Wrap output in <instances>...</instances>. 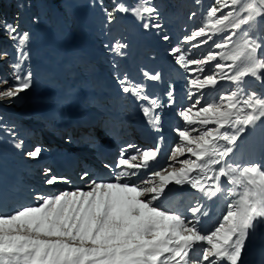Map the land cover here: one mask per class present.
Masks as SVG:
<instances>
[{
	"label": "snow or ice",
	"instance_id": "obj_1",
	"mask_svg": "<svg viewBox=\"0 0 264 264\" xmlns=\"http://www.w3.org/2000/svg\"><path fill=\"white\" fill-rule=\"evenodd\" d=\"M113 11L133 15L144 29L160 27L153 23L159 12L151 0H136L133 6L118 3ZM107 17L109 23L115 18L112 12ZM262 18L264 0H214L203 26L184 39L188 43L206 37L193 45L199 48L214 35L230 32L213 41L222 51H209L202 58H189L179 45L171 51L186 72L195 65L203 75L187 81L188 97L195 99L177 112L185 126L174 129L179 139L167 166L151 170L148 178L132 180L141 170L150 169L161 149L159 144L148 149L129 144L114 163L105 164L108 179L84 172L83 187L36 194L34 204L0 215V264H239L245 241L258 224H264V164L229 159L245 131L264 120V94L244 88L247 77L264 82V38L250 36L252 29L264 24ZM0 31L15 42L17 50L12 82L0 78V85H8L0 90V101H11L31 87L32 74L24 70L29 33L20 32L18 21L8 23L2 18ZM125 47L116 41L110 50L122 55ZM211 61H217L214 70L206 71L202 65ZM143 75L151 81L161 78L159 73L144 71ZM222 80L237 87L202 104L203 90L216 89ZM118 82L124 93L149 102L141 105L143 115L160 131L156 110L173 103V91L166 93V105L127 76L118 77ZM16 147L22 148L23 141ZM127 149L134 153L128 154ZM42 153L37 145L26 154L38 160ZM44 175L48 186L70 183L51 169H45ZM184 185L208 199L218 194L226 198V209L212 228L201 224V217L209 212L200 201L183 211L166 205L178 195L173 186ZM184 212H190L191 218Z\"/></svg>",
	"mask_w": 264,
	"mask_h": 264
},
{
	"label": "rangeland",
	"instance_id": "obj_2",
	"mask_svg": "<svg viewBox=\"0 0 264 264\" xmlns=\"http://www.w3.org/2000/svg\"><path fill=\"white\" fill-rule=\"evenodd\" d=\"M86 1L88 2L87 10L83 5H78V2L71 0L54 1L53 8L57 13L55 15L56 24L53 27L51 26L52 24L49 18L44 16L42 8L39 7L37 10L38 16L35 20V29L30 27V24L27 26L30 29V37L26 48L28 59L24 63V70L30 71L32 74L31 87L11 101H0V215H8L22 206L34 204L36 202V194H49L70 189L63 182L50 187L44 183L46 179L44 175L45 169L49 167L54 174V168H51L52 164L48 163L53 152L49 153L50 151L48 149L72 146L73 153H77V151L78 153L82 152L83 148L81 144L85 143L82 140L87 139L90 134L83 136V132L75 133L71 131L69 125L58 127L55 122L59 121V116L57 118L55 117V120H57L55 122L48 118L49 116L51 118L54 117L55 114L53 111L62 110L65 103L69 102L68 99L72 98L76 91H78L74 82L79 77L81 80L84 79L83 82L85 84H92L93 94H96L97 101H101L102 106L96 107L94 111L107 115L108 110L113 108V111L122 113V118L119 115V121L116 126L111 127L109 121L106 123V131H113L111 139L120 145L122 149H125L129 144H133L134 122L144 115L131 104V93L123 92V95L120 91L115 92L114 90L111 94L103 93L101 90L99 92L97 90L99 86L93 85V83L95 84L97 79L108 81V78L103 72L95 70L93 66H89L88 68L80 67L81 63H84L81 54L82 47H85L88 42L92 44L93 38H96L102 47L101 49L104 53L102 60L108 65L109 73L117 82V90H121L118 77L120 79L124 77L120 68L119 55L112 52L110 46L116 41H119L126 45L122 49L123 54L120 55L121 59L125 53H128L132 58V60L130 59L132 66L136 69L133 72L131 71L128 80L133 84H144V89L148 91V88L155 85L146 83L143 79V73L147 71L150 74H155L156 71L153 70L156 65L147 62V60L168 70V66L175 61L171 51L176 46L179 45L186 50L189 58H202L206 57L209 51L214 53L221 52V49L214 47L213 41L219 42L224 36L231 34L230 32H225L214 35L208 44H201L199 48L193 47L195 43L199 40L206 39V37L197 38V41L188 43L185 42L184 38L203 26L206 11L214 3V0H168V3H170L168 8H172L173 10L172 20H170L172 25H169L167 23L168 20L165 21L161 16L153 21V23L160 25L159 28L153 29L157 31L156 33L161 37V42L164 43L165 50H158L154 39L151 35L145 34L146 29L142 27L141 22L133 15L114 12L113 10L109 11L98 0ZM183 2L186 6L179 4ZM118 3L124 2L121 1ZM22 4L25 8V0H23ZM61 11L65 13L63 15L64 17L60 16ZM177 11L180 12L177 13ZM107 12H112L113 15L116 14L119 18H114L109 23ZM26 14L28 15V13ZM120 17H123L125 21ZM80 18L83 22L82 25L79 21ZM115 21L117 23L113 26ZM31 22L33 23V20ZM41 25L45 26L42 28ZM244 27L248 28L249 26ZM20 31L26 32L25 30ZM2 33L5 35L3 31ZM164 36H168L169 39L167 41L164 40ZM250 36L253 38H264V24H258L255 29H252ZM1 37L3 36H0V53L7 52V55H0V63L6 60L5 66L3 67H7L10 63L13 65L16 62L17 50L15 42L10 38L6 42L7 45L5 44V48L10 47L11 49L9 48L8 51H5V48H2L4 41L1 40ZM236 39L237 37H233V41ZM154 48H157L158 51ZM261 51H264V49ZM159 55H162V58ZM216 62L211 61L209 64L202 65V67L206 71H213ZM66 63H68L66 67L72 68V73L74 74L70 77L73 85H69L65 81L58 79V75L61 76V69L64 68ZM142 63L148 67V70ZM196 68L197 66L190 65L189 70L187 72L185 71L186 74L184 76L173 72V74H168L166 78L162 75L160 76V80H157L158 85H162L165 89V93L162 94V96L164 95L166 97L164 98L163 96V104L167 105L169 103L166 93L170 89L173 91V94L175 90L179 92V89L174 88L176 86H180L182 90L179 99L175 102L174 113L177 121L175 124H172L173 129L174 127L185 126L183 120L177 115V112L181 108L189 106L193 102V99H195V97L193 99H189L188 97L189 88L187 81L195 76L203 75L199 71H195ZM2 69V65L0 64V78L7 79L11 83L12 66L5 71ZM10 72L12 73L9 76ZM6 87L8 85H0V90ZM107 87H109L108 89H112L109 83H107ZM235 87L237 86L233 85L230 81L222 80L216 89L206 88L203 90V93L204 91L206 93H204L201 103L203 104L205 100L211 99L215 95L231 91ZM244 88L247 91L264 94V82L252 77L245 79ZM20 141H23L22 148L16 147V144ZM37 145L43 148L42 158L33 160L26 153ZM80 147L82 151H80ZM76 149L78 150L75 151ZM131 151L134 150L127 149L128 154ZM234 156L237 159L234 160ZM184 158L179 157V159ZM229 159L236 162L243 159L241 163L259 162L264 164V120L258 122L255 128L250 126L245 131L243 136L237 141L236 149ZM79 164L81 163L79 162ZM176 166L178 167V165ZM16 175L23 180L22 185H12V183H15V179L11 176ZM228 187L231 186L229 185ZM184 214L189 218L191 217L187 212H184ZM201 218V222H203L205 217Z\"/></svg>",
	"mask_w": 264,
	"mask_h": 264
},
{
	"label": "trees",
	"instance_id": "obj_3",
	"mask_svg": "<svg viewBox=\"0 0 264 264\" xmlns=\"http://www.w3.org/2000/svg\"><path fill=\"white\" fill-rule=\"evenodd\" d=\"M54 1L56 2L57 0H25L26 4H25V8L22 4L23 0H0V18L2 19H6L8 21V23H13L14 21H18L19 24V30H25L26 32L30 33V29L27 28V26L30 24V27L34 28L36 27L35 25V20L37 19L38 16V8H42V12L44 14V16L46 18H49L50 22H51V26H55L56 24V19H55V9L53 8V3ZM61 1H70V0H61ZM74 2H78V5H83L85 7V9H88V2L86 0H71ZM99 2H102L104 4V8L112 11L116 4L118 2H124L126 5L128 6H133L136 3V0H98ZM151 3L155 6V8L158 10L159 12V16H161L163 19L168 20V24L172 25V22L170 20H172V13L173 10L172 8H168L169 4L168 0H151ZM180 5H183V3H179ZM185 5V4H184ZM186 6V5H185ZM25 9L28 11V15L25 13ZM90 10V8H89ZM180 11H177V13ZM63 15H65V13L63 11H61L60 16L64 17ZM116 19H118L119 17H117V15H113ZM171 18V19H169ZM33 20V23L30 21ZM116 21L115 24L113 26L116 25ZM42 28L45 25H41ZM39 29V28H38ZM52 31V30H51ZM23 32V31H20ZM0 36L1 37L3 44H2V48H5V44L7 45L6 42H8L9 36L8 35H3L2 31L0 32ZM30 37V35H29ZM10 48V47H9ZM8 47H6L4 50L8 51L9 49ZM11 49V48H10ZM6 63L5 61H2L0 64L2 65V70L5 71L7 68H9L10 66H12V64L10 63L7 67H3L5 66L4 64ZM12 72L9 73V76L11 75Z\"/></svg>",
	"mask_w": 264,
	"mask_h": 264
},
{
	"label": "bare ground",
	"instance_id": "obj_4",
	"mask_svg": "<svg viewBox=\"0 0 264 264\" xmlns=\"http://www.w3.org/2000/svg\"><path fill=\"white\" fill-rule=\"evenodd\" d=\"M151 86V85H150ZM156 86V85H155ZM178 92L176 91V94ZM64 109V106L62 107ZM56 111H53V113L55 114ZM60 115H59V121L57 122L58 125H62L64 123H78V118H82L83 116L80 115V114H77V116H73L71 117L70 114L69 116H65L64 114H62L61 112H58ZM56 113V114H58ZM168 111L166 112V115H167ZM62 114V115H61ZM141 115V114H140ZM74 117H78V118H74ZM134 122V121H133ZM243 136V135H242ZM161 140V139H160ZM157 143H159V140H157ZM161 143V142H160ZM104 150L103 152H106V147L108 149H110V147L108 145H104ZM57 150V147L55 148ZM112 150V149H111ZM78 152V151H77ZM56 156V155H55ZM59 156V155H58ZM50 157V156H49ZM60 157V156H59ZM57 157V158H59ZM47 158V157H46ZM59 160V161H58ZM72 161V159H69V158H59L56 160V163L54 164H57L56 166L59 167V166H62L64 168H68V167H71L73 165V163L70 165L69 162ZM146 170H144L145 172ZM64 176H67L66 174L63 175ZM70 180V179H69ZM68 184V187L70 188H81L84 186V182L81 183L80 185H75L74 183L72 184L71 182L70 183H67ZM188 185H184V188H186ZM50 187V186H49ZM63 187V186H62ZM212 226H214L213 223H211ZM263 239L259 238L256 234H251V236H249V238L247 239V245L250 247L249 249L251 250V256L255 259H259L260 258V255L263 254L264 255V243L262 242Z\"/></svg>",
	"mask_w": 264,
	"mask_h": 264
}]
</instances>
